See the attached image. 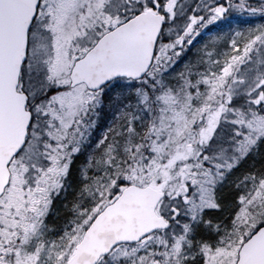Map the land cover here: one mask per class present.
<instances>
[{"label": "snow or ice", "instance_id": "snow-or-ice-1", "mask_svg": "<svg viewBox=\"0 0 264 264\" xmlns=\"http://www.w3.org/2000/svg\"><path fill=\"white\" fill-rule=\"evenodd\" d=\"M256 14L0 0V264H264Z\"/></svg>", "mask_w": 264, "mask_h": 264}, {"label": "rangeland", "instance_id": "rangeland-1", "mask_svg": "<svg viewBox=\"0 0 264 264\" xmlns=\"http://www.w3.org/2000/svg\"><path fill=\"white\" fill-rule=\"evenodd\" d=\"M248 19H249V22H251V23L264 22V18H261V17L259 16V14H256L255 16L250 17V18H248Z\"/></svg>", "mask_w": 264, "mask_h": 264}, {"label": "trees", "instance_id": "trees-1", "mask_svg": "<svg viewBox=\"0 0 264 264\" xmlns=\"http://www.w3.org/2000/svg\"><path fill=\"white\" fill-rule=\"evenodd\" d=\"M242 19H244V18L242 17Z\"/></svg>", "mask_w": 264, "mask_h": 264}]
</instances>
